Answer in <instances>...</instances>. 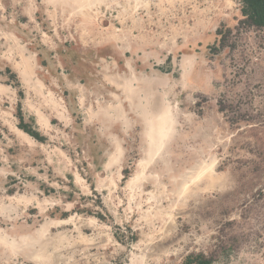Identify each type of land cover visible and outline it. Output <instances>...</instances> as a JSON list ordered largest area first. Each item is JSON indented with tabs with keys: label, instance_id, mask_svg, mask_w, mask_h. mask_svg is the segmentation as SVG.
Returning <instances> with one entry per match:
<instances>
[{
	"label": "rangeland",
	"instance_id": "1",
	"mask_svg": "<svg viewBox=\"0 0 264 264\" xmlns=\"http://www.w3.org/2000/svg\"><path fill=\"white\" fill-rule=\"evenodd\" d=\"M242 18L0 0V264H264V29Z\"/></svg>",
	"mask_w": 264,
	"mask_h": 264
},
{
	"label": "trees",
	"instance_id": "2",
	"mask_svg": "<svg viewBox=\"0 0 264 264\" xmlns=\"http://www.w3.org/2000/svg\"><path fill=\"white\" fill-rule=\"evenodd\" d=\"M243 18L241 23L248 26L264 29V0H241ZM223 41L225 38L223 37ZM20 126L38 137V133L29 130L25 125ZM185 264H213V258L205 252L190 254L185 261Z\"/></svg>",
	"mask_w": 264,
	"mask_h": 264
},
{
	"label": "bare ground",
	"instance_id": "3",
	"mask_svg": "<svg viewBox=\"0 0 264 264\" xmlns=\"http://www.w3.org/2000/svg\"><path fill=\"white\" fill-rule=\"evenodd\" d=\"M159 127H160V130H161V137H164V136L166 135V133L163 132L164 125H159ZM164 129H165V128H164ZM24 134H26V133H24ZM1 236H2V235H1ZM2 240H5V239L2 238ZM2 240H1V241H2ZM9 243H10V242H9ZM4 245H5V244H4ZM12 246H13V245H12ZM8 247H9V246H8Z\"/></svg>",
	"mask_w": 264,
	"mask_h": 264
}]
</instances>
